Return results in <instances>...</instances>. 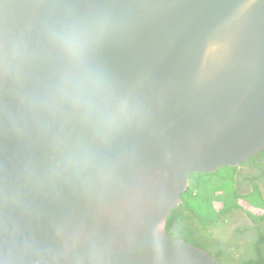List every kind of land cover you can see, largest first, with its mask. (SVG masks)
Segmentation results:
<instances>
[{"label": "water", "instance_id": "1", "mask_svg": "<svg viewBox=\"0 0 264 264\" xmlns=\"http://www.w3.org/2000/svg\"><path fill=\"white\" fill-rule=\"evenodd\" d=\"M263 151L264 0H0V264H221L168 217Z\"/></svg>", "mask_w": 264, "mask_h": 264}, {"label": "flooded vegetation", "instance_id": "2", "mask_svg": "<svg viewBox=\"0 0 264 264\" xmlns=\"http://www.w3.org/2000/svg\"><path fill=\"white\" fill-rule=\"evenodd\" d=\"M237 168L234 185L240 195H260L264 199V151ZM243 199L211 234L194 233L200 244L220 257L221 264H264V204ZM247 210L261 219L251 218Z\"/></svg>", "mask_w": 264, "mask_h": 264}, {"label": "trees", "instance_id": "3", "mask_svg": "<svg viewBox=\"0 0 264 264\" xmlns=\"http://www.w3.org/2000/svg\"><path fill=\"white\" fill-rule=\"evenodd\" d=\"M237 169L225 167L211 174L192 175L190 187L183 194L181 205L174 208L168 217L166 232L174 239L207 251L222 262L217 254H213L200 244L194 233L206 231L211 234V230L226 219V214L233 208L240 207L239 203H243L240 202L242 198L250 204H264V199L260 195L253 197L240 195L234 185ZM247 212L251 218H258L251 210Z\"/></svg>", "mask_w": 264, "mask_h": 264}]
</instances>
